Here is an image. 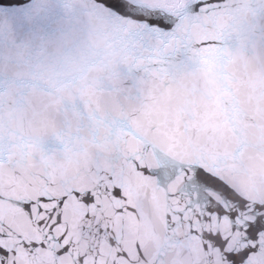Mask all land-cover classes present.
<instances>
[{"label":"snow or ice","instance_id":"1","mask_svg":"<svg viewBox=\"0 0 264 264\" xmlns=\"http://www.w3.org/2000/svg\"><path fill=\"white\" fill-rule=\"evenodd\" d=\"M0 264H264V0H0Z\"/></svg>","mask_w":264,"mask_h":264}]
</instances>
